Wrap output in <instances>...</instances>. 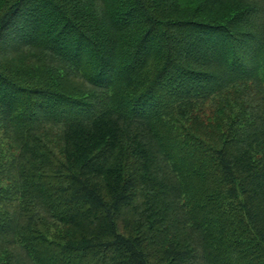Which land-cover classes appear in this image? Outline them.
<instances>
[{
	"label": "trees",
	"instance_id": "trees-1",
	"mask_svg": "<svg viewBox=\"0 0 264 264\" xmlns=\"http://www.w3.org/2000/svg\"><path fill=\"white\" fill-rule=\"evenodd\" d=\"M0 264H264V0H0Z\"/></svg>",
	"mask_w": 264,
	"mask_h": 264
}]
</instances>
